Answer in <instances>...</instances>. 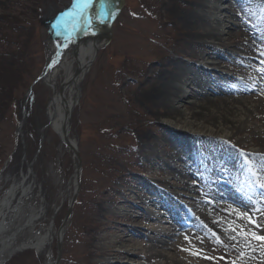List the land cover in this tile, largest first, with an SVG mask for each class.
<instances>
[{"label": "bare ground", "instance_id": "1", "mask_svg": "<svg viewBox=\"0 0 264 264\" xmlns=\"http://www.w3.org/2000/svg\"><path fill=\"white\" fill-rule=\"evenodd\" d=\"M173 1L163 0L164 11L159 14L160 33L167 36L165 49H159L153 44V40L160 34L151 27L150 18L134 16L136 20H126L128 26L123 38L112 50L111 55L119 59L124 72L126 69L138 70V77L134 83L126 85L127 92L120 99L116 96L114 88L117 84H125V79L113 75L110 68L104 66L102 75L90 88L91 106L94 103L96 109L100 108V105L112 108L115 107L116 101L125 99L127 105L141 118L137 119L139 121L133 127L119 125L115 127L114 132L108 133H113L114 136L117 130H131L137 136L139 145L152 146L154 152L150 153L169 168L174 177L184 179L193 174L204 185L201 189L202 194L212 203H202V199H196L197 201L190 205L199 208L202 214L198 218L187 215L182 217L185 214H180L179 204L170 202L164 192L146 187L144 182L140 183L141 188H144L143 194L137 195L128 190L122 193V198L129 202V199L136 195L143 203L153 204L156 210H149L145 215L137 213L134 216L121 209L120 217L110 218L106 210L113 197L106 189L96 188L88 200L86 215L81 222L80 239L83 240L85 248L76 256L75 264H111L108 260L100 262L94 260L100 256H112L125 261H129L131 256L138 259L169 260L170 258L167 259L161 251L151 250L169 248L170 240L176 236L180 241L186 236L194 239L197 237V231H204L211 225L223 230L224 224L214 221L223 218L226 223L230 219H235V216H229L225 209L247 211L254 217L258 216L249 208L243 210L242 207L245 208L243 205L248 202L245 194L250 195L253 192L248 186L250 176L261 169L264 162V66L254 64L250 55L256 53L257 48L264 47V37L255 34L253 25H244L247 37L244 41L237 42L231 38L230 28L234 24L222 19L219 7L202 14L197 10L193 11L191 7L192 3H195L193 0H184L185 3L178 8L174 7ZM256 4L258 3L255 2ZM241 5L246 12H252L249 4ZM112 8L115 11V0H112ZM72 10L73 8L70 11ZM94 12L95 5L89 10L90 14ZM46 16L48 19L50 14ZM204 16L210 22H216L217 27L204 28ZM56 18H51V21L55 23ZM112 18L105 23L94 22L91 30L78 25L72 32L67 46H64L63 37L58 38L53 33L48 65L40 80L52 91L46 112L47 122L45 128L41 130V135L49 127L66 146L63 140L67 132L68 142L76 147L75 140L70 137L67 128L66 112L73 109L86 71L110 36ZM145 33L149 35L146 36ZM204 37L214 39L217 43L207 45ZM168 39H172V43H169ZM57 44L60 45L59 49ZM238 49L247 54V57L241 55ZM147 51L155 54L154 64L145 65L144 55ZM172 54L177 58L172 57ZM196 59L211 60L207 61L209 69L191 66L185 61ZM221 63L243 75L244 81L241 78L229 79L221 74L214 75L210 68ZM216 94L218 95L214 96ZM152 131L160 135L162 144L154 143ZM242 132L247 134L244 141L254 148L235 149L233 138ZM114 139L118 141L120 138ZM158 147H162L164 151L173 149V158L163 160L162 155L155 151ZM68 150L71 151L69 148ZM142 151L137 150L135 157H142ZM221 167L222 170H215ZM33 176L30 165L27 169L21 166L14 174L7 171L6 167L0 170V264L14 254L26 250H32L38 257H45L44 264L54 263L50 254L57 230L51 223L39 228L45 221V204L49 196L47 197L43 190L35 193ZM77 176L78 166L74 178L62 192V199L65 197L72 199ZM230 179L235 185L231 190L225 184ZM177 181L183 184L180 180ZM162 183L175 185L168 180H162ZM56 188L63 189L60 184ZM256 191L260 194V189L256 188ZM145 193L150 196L147 197ZM36 195L38 204L34 206L30 202ZM257 202L256 207L264 206L259 203L260 201ZM185 209L182 206V210ZM125 221L135 225L145 223L146 231L151 235L145 237L136 226L123 228L122 223ZM155 224H159V227L156 228ZM185 226L192 228L193 232L184 230ZM106 228L120 232L121 235L115 236L109 246L101 249L96 241L99 238L98 234ZM146 239L153 242L148 249L129 247V244ZM226 243L232 248L235 242L228 237ZM235 248L244 249L239 245ZM177 250L187 251L180 246ZM187 252L193 257H200L193 255L189 250Z\"/></svg>", "mask_w": 264, "mask_h": 264}, {"label": "rangeland", "instance_id": "2", "mask_svg": "<svg viewBox=\"0 0 264 264\" xmlns=\"http://www.w3.org/2000/svg\"><path fill=\"white\" fill-rule=\"evenodd\" d=\"M193 2H195L191 5L193 11L197 10L202 14H207L215 7H219L222 11V19L234 24L230 28L232 40L244 41L247 37L244 25H253L255 34L264 37V0H193ZM255 2L258 4L255 5ZM74 3L75 0H0V170L6 167L7 171L14 174L21 166L24 169H27L28 165L32 167L35 193L43 190L47 197L49 196L45 204V221L39 228L51 223L56 230L63 223L69 210L70 197L62 199L61 195L74 178L77 161L74 154L64 146L59 136L49 127L41 135V130L45 128L47 122L46 112L52 91L44 82L34 83V81L48 65L51 38L54 33L52 28L54 22L51 18L69 11ZM162 3L163 0H117L115 16L110 21V36L103 47L98 50L81 81L69 125L70 137L75 140L79 153L80 168L74 189L75 199L64 225L60 259L57 264H75L76 256L83 252L85 247L83 240L80 239L81 222L86 215L88 200L96 188L106 189L107 193L113 197L107 204L106 210L110 218L120 217L119 210L121 209L134 216L137 213L145 215L149 210H156L153 204L143 203V200L136 198V195H133L129 202H125L122 198V193L128 190L137 195L143 194L144 188H141L140 183L144 182L146 187L164 192L170 202L179 204L180 214H185L182 217L187 215L198 218L202 214L199 208L191 207L190 203H194L196 199H202V203H205L208 198L201 192L204 185L192 173L184 179L174 177L169 168H166L150 153L154 152L152 146L139 145L137 136L131 130H117L114 136L113 133H108V131L114 132L115 127L119 125H125L127 128L133 127L139 121L137 119L141 118L135 110L133 111V108L127 105L125 99L116 101L115 107L112 108L100 105V108L96 109L94 103L91 106L90 88L102 75L104 66L107 65L113 75L116 74L121 79H125V84H117L114 88L116 96L120 99L127 92L126 85L134 83L138 77V70L126 69L124 72L119 59L111 55L112 50L123 38L128 26L126 20H136L134 16L150 18L151 27L160 34L156 40H153V44L159 49H165L167 36L160 33L159 23V14L164 11ZM184 3V0L173 1L176 8ZM242 3L249 4L254 13L246 12L242 8ZM46 14H50L48 19ZM203 23L204 28L217 27L216 22H210L205 19V16ZM145 34L147 36L148 33ZM203 39L207 45L217 43L211 38L204 37ZM171 40L167 41L172 43ZM255 51L258 53L250 54L253 63L264 66V47H259ZM238 52L247 57V54L239 49ZM154 57V53L147 51L144 55L145 65L154 64ZM172 57L177 58L175 54H172ZM185 61L191 66L208 68L207 61L211 60ZM248 65L251 66V64ZM210 69L216 76L221 74L229 79L241 78L244 81L243 75L226 67L223 63ZM246 136L247 134L242 132L233 138L236 150L237 147H246L247 150L254 148L244 141ZM114 137L120 139L115 141ZM151 137L156 145L163 143L157 132L152 131ZM139 149L143 150L142 157H135V152ZM155 151L162 155L163 160L173 158V149L164 151L162 147H158ZM222 169V167L215 168L217 171ZM253 173L248 181V186L253 189V192L250 195L245 194V197H251L253 201H262L264 197L258 194L256 185L264 183V162L261 169ZM162 180L171 181L176 186L162 183ZM177 180L183 184H179ZM59 184L62 190L56 188ZM225 184L229 186L227 187L229 190L235 187L232 179ZM145 194L147 197L150 196V194ZM33 197L34 200L30 204L35 206L38 204L37 195ZM182 206L183 209L186 208L185 211L182 210ZM242 209L246 210L243 207ZM250 211L257 214L254 209ZM101 220L107 222L104 218ZM258 222L264 223V220L258 219ZM133 226H136L145 237L151 235L146 231L145 223L137 225L126 223V221L122 223V227L126 229ZM155 226L158 228L159 224ZM183 229L190 233L193 232V229L188 226ZM254 230L264 236V230L255 228ZM210 231L215 232L224 244L228 245L226 242L229 233L211 225L204 231H197V237L194 239L188 238L180 241V238L176 236L170 240L169 248L151 250L152 252L161 251L167 259L170 258L172 261L162 258L138 259L132 256L129 261L115 259L112 256H100L94 260L96 262L108 260L111 264H230L231 261H235L236 264H264V244L261 241L251 242L255 251L247 248H231L229 245L224 247L215 242L209 235ZM98 235L96 244L104 249L109 246L115 236H120L121 233L106 228ZM152 243L146 239L139 243L129 244V247L148 249ZM178 246L191 252L199 250L200 257L196 258L187 251L177 250ZM241 251L245 252L243 257L240 256ZM50 256L54 262L57 257L55 238ZM205 256L212 259L204 258ZM44 262L45 257H38L32 250H26L14 254L3 264H44Z\"/></svg>", "mask_w": 264, "mask_h": 264}, {"label": "snow or ice", "instance_id": "3", "mask_svg": "<svg viewBox=\"0 0 264 264\" xmlns=\"http://www.w3.org/2000/svg\"><path fill=\"white\" fill-rule=\"evenodd\" d=\"M95 5V12L90 14L89 10ZM115 16V11L112 8V0H75L73 10L70 12H62L59 17L56 18V22L53 24V31L55 35L63 37L65 45L71 38V34L76 30V27L79 25L85 27L87 30H91L94 22L105 23L108 19ZM70 19H65V18ZM71 23V27L69 24ZM60 45L57 44L59 49ZM59 55V51L57 52ZM56 61H54L55 63ZM51 66V65H50ZM255 175V173H253ZM256 187L260 189L261 197H264V183L257 184ZM205 203H212L210 200H205ZM257 201H253L251 197L248 198V204L243 205L245 208L254 209L258 214L257 218H254L253 215L249 212H240L237 209H225L224 211L229 213V216H235V219H230L226 223L223 221V218H218L214 223H223V230L227 233H230L229 239L235 243L232 247L242 246L249 249L250 251H255L251 246V242L254 240L261 241L264 244V236L258 234L255 229L264 230V223H259L258 219L264 220V206L257 208ZM264 205V200L260 201ZM209 235L215 240L217 244L228 247L220 239V237L215 232H209ZM185 239H188L186 236ZM193 255H199L200 251L192 253ZM245 252L241 251L240 256L243 257ZM207 259H212L211 257H204ZM230 264H236L235 261H231Z\"/></svg>", "mask_w": 264, "mask_h": 264}, {"label": "water", "instance_id": "4", "mask_svg": "<svg viewBox=\"0 0 264 264\" xmlns=\"http://www.w3.org/2000/svg\"><path fill=\"white\" fill-rule=\"evenodd\" d=\"M71 24V23H70ZM46 71V67L44 69V71L42 72V74L34 81V83H37L38 81H40L44 75V72ZM59 93L61 94L62 93V89L60 88L59 90ZM71 111L72 110H69L66 112V124H67V128L69 130V125H70V115H71ZM64 143L65 145L71 150L73 151V154L77 160V166H78V170L80 168V158H79V153H78V150H77V147H73L67 140V132H65V138H64ZM74 199H75V194L73 195L72 199L70 200V203H69V210L66 214V217L63 221V223L61 224V226L58 228L57 230V235H56V246H57V257L54 261L53 264H57L59 259H60V252H61V243H62V237H63V231H64V225H65V222L71 212V206L74 202Z\"/></svg>", "mask_w": 264, "mask_h": 264}]
</instances>
